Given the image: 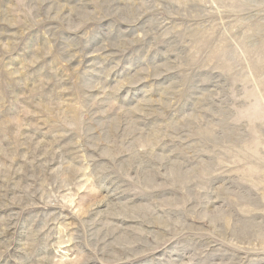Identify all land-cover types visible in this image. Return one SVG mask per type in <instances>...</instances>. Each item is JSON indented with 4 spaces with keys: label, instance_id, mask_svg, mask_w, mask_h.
<instances>
[{
    "label": "rangeland",
    "instance_id": "obj_1",
    "mask_svg": "<svg viewBox=\"0 0 264 264\" xmlns=\"http://www.w3.org/2000/svg\"><path fill=\"white\" fill-rule=\"evenodd\" d=\"M0 264H264V0H0Z\"/></svg>",
    "mask_w": 264,
    "mask_h": 264
}]
</instances>
